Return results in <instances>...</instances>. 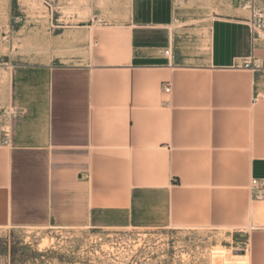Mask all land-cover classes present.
<instances>
[{"label": "crops", "instance_id": "obj_1", "mask_svg": "<svg viewBox=\"0 0 264 264\" xmlns=\"http://www.w3.org/2000/svg\"><path fill=\"white\" fill-rule=\"evenodd\" d=\"M122 2L92 26L0 15V229L200 228L264 264V0Z\"/></svg>", "mask_w": 264, "mask_h": 264}, {"label": "rangeland", "instance_id": "obj_2", "mask_svg": "<svg viewBox=\"0 0 264 264\" xmlns=\"http://www.w3.org/2000/svg\"><path fill=\"white\" fill-rule=\"evenodd\" d=\"M122 1L0 0V15L5 14L9 2L11 15L16 17L41 14L43 10L44 14L61 18L62 27L77 26L79 22L92 26L95 15L107 23L108 15L122 9ZM206 1L210 6L211 0ZM219 1L222 6L229 0ZM243 5L249 12L251 5L247 1ZM184 6L189 13H202L201 0L198 4L196 0H185ZM17 46L13 43L12 47ZM261 190L264 192V186ZM261 217L253 219L255 226L264 227V215ZM227 233L200 228L117 230L80 223L13 224L0 229V264H228L225 249L221 248L227 243Z\"/></svg>", "mask_w": 264, "mask_h": 264}, {"label": "built area", "instance_id": "obj_3", "mask_svg": "<svg viewBox=\"0 0 264 264\" xmlns=\"http://www.w3.org/2000/svg\"><path fill=\"white\" fill-rule=\"evenodd\" d=\"M248 25L251 30L252 36L256 39L262 38L264 35V12L254 11L251 10L250 19L248 20ZM169 52H165L166 55H168ZM254 67V62L249 59L247 62H245L244 68L245 69H252ZM163 94H169L170 93V86L166 85L162 89ZM17 112L14 110L9 111L8 118L9 117H16ZM264 186V182H256L252 181L251 188L253 190H259V193L257 194V198H261L263 195L262 188Z\"/></svg>", "mask_w": 264, "mask_h": 264}, {"label": "bare ground", "instance_id": "obj_4", "mask_svg": "<svg viewBox=\"0 0 264 264\" xmlns=\"http://www.w3.org/2000/svg\"><path fill=\"white\" fill-rule=\"evenodd\" d=\"M239 257V256H238ZM225 258V257H224Z\"/></svg>", "mask_w": 264, "mask_h": 264}]
</instances>
